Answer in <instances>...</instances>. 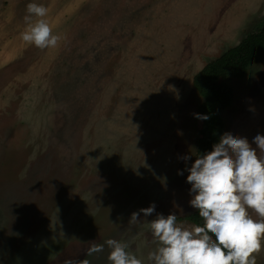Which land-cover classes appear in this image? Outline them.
Returning <instances> with one entry per match:
<instances>
[{"label": "rangeland", "instance_id": "obj_1", "mask_svg": "<svg viewBox=\"0 0 264 264\" xmlns=\"http://www.w3.org/2000/svg\"><path fill=\"white\" fill-rule=\"evenodd\" d=\"M29 2L0 0V264H110L106 245L88 253L109 238L152 264L157 213L194 225L182 219L201 129L192 79L259 30L264 0H35L62 37L45 49L20 39ZM227 82L223 133L255 148L264 49ZM254 255L264 264V244Z\"/></svg>", "mask_w": 264, "mask_h": 264}, {"label": "clouds", "instance_id": "obj_2", "mask_svg": "<svg viewBox=\"0 0 264 264\" xmlns=\"http://www.w3.org/2000/svg\"><path fill=\"white\" fill-rule=\"evenodd\" d=\"M47 15L46 6L30 0L20 39L39 49L55 48L62 37L53 33ZM252 144L256 147L247 138L225 132L210 151L192 160L185 182L191 186L189 203L203 223L184 227L175 214L157 213L148 222L158 242L148 254L152 264H256L254 254L264 244V155L259 154L264 153V135H255ZM190 158L182 157L185 161ZM154 210L155 205L150 204L131 213L130 221L138 222L140 213L147 217ZM105 245L110 250V264H142L127 243L116 239L93 242L88 253L102 252ZM65 264L90 262L70 259Z\"/></svg>", "mask_w": 264, "mask_h": 264}, {"label": "trees", "instance_id": "obj_3", "mask_svg": "<svg viewBox=\"0 0 264 264\" xmlns=\"http://www.w3.org/2000/svg\"><path fill=\"white\" fill-rule=\"evenodd\" d=\"M263 49L264 21L258 31L247 34L237 45L225 50L194 75L192 86L202 98V102L195 113L196 119L201 123V129L193 159L210 151L212 144L224 132L222 115L231 107L233 101V90L227 81L243 78ZM182 219L194 224L203 223L196 209Z\"/></svg>", "mask_w": 264, "mask_h": 264}]
</instances>
